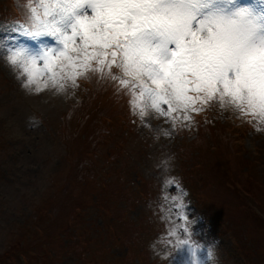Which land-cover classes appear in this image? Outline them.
Segmentation results:
<instances>
[{
	"label": "rangeland",
	"instance_id": "1",
	"mask_svg": "<svg viewBox=\"0 0 264 264\" xmlns=\"http://www.w3.org/2000/svg\"><path fill=\"white\" fill-rule=\"evenodd\" d=\"M26 3L0 0V27L23 22ZM19 42L35 47L25 37ZM17 77L0 56L1 257L15 264H181L168 243L170 222L181 221L163 199L178 184L192 239L213 247L206 264H264V228L243 215L222 175L228 167L245 170L232 133L264 150V125L211 105L193 114L190 127L173 130L155 113L139 121L130 97L98 74L40 93ZM166 179L174 183L163 190Z\"/></svg>",
	"mask_w": 264,
	"mask_h": 264
},
{
	"label": "snow or ice",
	"instance_id": "2",
	"mask_svg": "<svg viewBox=\"0 0 264 264\" xmlns=\"http://www.w3.org/2000/svg\"><path fill=\"white\" fill-rule=\"evenodd\" d=\"M24 8L23 22L0 27V56L30 91L75 88L92 73L128 95L142 122L155 113L173 130L190 127L216 104L264 125V0H27ZM176 187L163 196L181 221L170 222L168 243L181 264H206L213 247L192 239Z\"/></svg>",
	"mask_w": 264,
	"mask_h": 264
},
{
	"label": "trees",
	"instance_id": "3",
	"mask_svg": "<svg viewBox=\"0 0 264 264\" xmlns=\"http://www.w3.org/2000/svg\"><path fill=\"white\" fill-rule=\"evenodd\" d=\"M240 153V151H239ZM244 158V157H243ZM242 159V158H241ZM264 156L244 158L243 175H239L236 170L230 167L224 170V184L233 191V194L239 200L237 206L243 215L251 220L258 227L264 228V219L260 214H264ZM261 161V162H260ZM260 162V163H259ZM232 231V230H231ZM235 235V234H234ZM241 247L238 238H236ZM246 250L244 256L246 257ZM11 261V256H0V264H7V260ZM250 264V262H249Z\"/></svg>",
	"mask_w": 264,
	"mask_h": 264
}]
</instances>
